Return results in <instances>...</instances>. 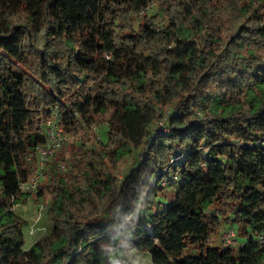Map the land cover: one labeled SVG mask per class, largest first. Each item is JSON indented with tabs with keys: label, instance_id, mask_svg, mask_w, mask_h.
Returning a JSON list of instances; mask_svg holds the SVG:
<instances>
[{
	"label": "trees",
	"instance_id": "obj_1",
	"mask_svg": "<svg viewBox=\"0 0 264 264\" xmlns=\"http://www.w3.org/2000/svg\"><path fill=\"white\" fill-rule=\"evenodd\" d=\"M53 114L107 138L52 159V227L24 250ZM224 224L238 249L213 244ZM263 232L264 0H0V264H264Z\"/></svg>",
	"mask_w": 264,
	"mask_h": 264
},
{
	"label": "rangeland",
	"instance_id": "obj_2",
	"mask_svg": "<svg viewBox=\"0 0 264 264\" xmlns=\"http://www.w3.org/2000/svg\"><path fill=\"white\" fill-rule=\"evenodd\" d=\"M152 13L154 12L150 11V14ZM140 23L141 21H140V18L138 17V19L135 22V27L138 28ZM96 129L97 130L93 128L91 132H88L84 135H79L75 139V142L69 143L68 145H66L59 153L63 152L65 157L69 158L70 156L69 150L71 149V147L73 145H78L80 143L85 144L86 147L93 148L99 138L101 139L107 138V133H106L104 126L96 127ZM139 154L140 153H135L133 157H130L127 160L123 161L121 165L119 166L116 174L121 178L126 176L136 165V161L137 159H139ZM52 161L53 160H51L50 163L46 165L45 167V170H44L45 177H44V180H42L41 184L45 183L47 180L46 174L47 172H49L48 171L49 166L52 165ZM168 193L173 194V192L170 189H168ZM47 210H48V202L45 200L38 199L36 197V193H32V198L29 199L25 204L17 206L15 208V211L17 212V214L20 215L26 222L24 226V237H25L24 238L25 245L23 248L24 250L28 249V246L30 244L29 241L32 240L31 241L32 243L46 236L50 232V229L52 227V222L48 219L46 215ZM224 228L226 229V228H231V227L224 224L222 229L217 234H215L213 237V244L221 248H224L222 244V240H221L222 232ZM237 241L239 244L235 249H238L245 242V238L238 236ZM128 254L129 253H119L121 257L122 256L125 257L124 259H122L123 257L121 258L123 264H146V259L143 256H136L138 254L146 255L145 257H147L148 261L152 260L151 255L149 253L135 251L133 255H130V254L128 255Z\"/></svg>",
	"mask_w": 264,
	"mask_h": 264
},
{
	"label": "built area",
	"instance_id": "obj_3",
	"mask_svg": "<svg viewBox=\"0 0 264 264\" xmlns=\"http://www.w3.org/2000/svg\"><path fill=\"white\" fill-rule=\"evenodd\" d=\"M153 6L151 5L149 10H152ZM145 11L140 14V16L144 13L149 12ZM167 116V115H166ZM60 115L59 114H53L52 117L48 118L46 121H44L43 124V130L46 134L47 140L46 143L39 146L37 148L36 154L38 157V167L36 170L35 175L33 178L22 185V189L25 193H36L38 190V187L40 186L42 180H44L45 177V167L50 163V161L69 143L75 142V137L71 134L67 133L64 127L60 123ZM165 121L166 117L163 121L159 122L157 124V128L160 131H166L165 129ZM96 130V127H95ZM143 153L139 156V159L142 160ZM176 161L174 159L172 162ZM59 169L61 172H65V166L64 164H59ZM177 178H175V181ZM166 185V182L164 183ZM238 232L236 228H224L222 232V244L224 248H236L238 246ZM257 243L260 247L264 248V232L257 237Z\"/></svg>",
	"mask_w": 264,
	"mask_h": 264
},
{
	"label": "crops",
	"instance_id": "obj_4",
	"mask_svg": "<svg viewBox=\"0 0 264 264\" xmlns=\"http://www.w3.org/2000/svg\"><path fill=\"white\" fill-rule=\"evenodd\" d=\"M167 198H168V200H171V198H172V194H171V193H170V194L167 193ZM31 241H32V240H31ZM31 241H29L30 244L28 243V244H29L28 249H29V248H30V247H31V246H32L37 240L34 241V242H32V243H31ZM27 242H28V241H27ZM28 249H26V250H28ZM134 252H135V251H133V252H129V254H130V255H133ZM129 254H128V255H129ZM135 254H136V253H135ZM126 256H127V254H126ZM136 256H143V257L146 259V264H153V263H152V260H151V261H148L147 257H145L146 255H140V254H138V255H136ZM111 257L114 258V259H119L120 264H123V263H122V259L125 258V257H123V256H122V257H123V258H122L120 255H115V254H112ZM121 258H122V259H121ZM151 259H152V258H151Z\"/></svg>",
	"mask_w": 264,
	"mask_h": 264
}]
</instances>
